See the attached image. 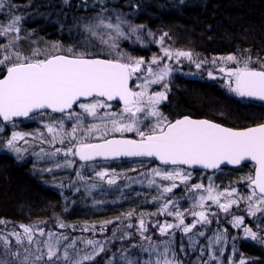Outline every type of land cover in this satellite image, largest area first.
I'll use <instances>...</instances> for the list:
<instances>
[{
    "label": "snow or ice",
    "instance_id": "snow-or-ice-1",
    "mask_svg": "<svg viewBox=\"0 0 264 264\" xmlns=\"http://www.w3.org/2000/svg\"><path fill=\"white\" fill-rule=\"evenodd\" d=\"M11 7L10 0H0V11ZM104 11L106 9L97 14L95 22L84 25L85 31L106 46L100 49L105 53L103 57L94 56L86 47L79 53L69 48L68 55L33 59L16 49V41L20 39L18 35L10 37L7 44L0 45V66L6 70L0 76V121L15 127V118L35 119L37 116H48V121L44 123V127L51 135V141L48 142L58 141L61 145L65 143L68 145L64 149L55 148L52 152L41 149L48 158H54L61 152L65 157L77 156L81 161L93 160L96 157L105 159L148 157L158 160L164 166H177L171 169L153 168L152 175L159 176L162 181H168L169 184L161 187L155 179H149L148 186L155 185L161 189V197L155 198H164L165 201L160 214L166 212L170 216H175L178 223L158 225L159 235L168 236L169 239L156 242L151 236L144 235L148 229L141 219L140 235L149 243L133 247H139L141 252L148 253V259L134 260L122 255L124 264H182L176 258L173 248L174 233H170L169 230L183 226V232L188 234L197 224L212 223L209 216H216L215 212L192 211L191 215L195 219L191 224H186L181 211L169 209V204L175 202L172 197H164L163 194L172 193L179 184L185 185L186 191L194 194L192 197L194 207L204 209L205 202L211 201L220 211L232 217L233 227L244 225L246 238L264 244V235H259L245 225L244 216L229 212L234 205L239 207L240 201H244L247 203L246 211L249 216L256 217L257 213H260L261 217H264V123L234 129L206 119H191L188 116L174 121L169 120L159 109L161 102L167 99L166 92L149 93V85L164 82L173 70L166 63L160 66L162 57L153 56L146 62L142 57L124 51L121 48V41L143 44L140 30L144 26L133 25L119 14L113 23L110 17L103 15ZM21 19V16L14 15L9 17L10 22L0 24V36L8 37L10 33H19ZM122 25L126 26L127 30ZM100 29L105 31L101 32ZM148 35L153 34L149 32ZM162 51L164 57L172 58L173 53L169 49L164 48ZM37 55H40L39 49L33 51V57ZM175 56L192 58L190 52L183 51L176 52ZM221 59L233 61L238 65L235 69L224 67L218 69L229 78L230 92L241 98L264 101V61L260 63L259 68H255L250 66L253 63L251 56L237 58L230 55ZM153 65L157 68H153ZM196 67L199 68L200 64L197 63ZM134 75L135 79L140 81L135 84V89L139 90L130 87ZM209 76L212 79L216 78L211 72ZM163 87L167 89L168 84L163 83ZM113 101L122 105L118 111L114 110ZM74 106L80 111H76ZM50 113H59L60 116H51ZM87 117H91L92 122H88ZM66 121H71L70 130H66ZM146 121L149 123H145ZM108 125H111V129ZM109 131L121 134L135 132L139 139H107L105 137ZM3 132L5 128L0 126V133ZM29 135L33 134L12 131L10 137L6 138L4 147L15 153L18 159H22V149L17 143L20 140L27 143L25 137ZM40 135L43 136V133ZM64 136L68 137L67 142ZM89 137L102 139L103 142L89 143L87 142ZM43 142L42 140L41 143ZM36 155L39 156V153ZM246 161L255 165L254 175L247 177L248 194L239 193L234 187L221 191L211 182L207 187L202 183L190 184L192 172L178 167L199 166L204 169H219L224 164L239 166ZM72 164L71 160L64 161L65 166L71 167ZM60 166L57 162L56 167ZM95 175L103 181L107 173L96 171ZM77 176L81 180L85 179L80 172H77ZM106 182L109 185L116 184L115 178H108ZM97 187L96 183L88 185L89 191ZM221 197L225 199L222 201ZM132 215L133 212L127 213L128 217ZM59 227L68 226L60 222ZM127 227L131 228L132 225L128 224ZM21 228L23 236L15 232L10 233L15 235L18 247L14 248L6 237L0 236V241L3 242L0 264H85L86 261H92L106 251L105 246L97 240L84 241L81 238L79 242L91 248V251H84L77 247L76 239L70 240L67 235L45 233L40 229L39 235L47 236V239L39 240L34 239V226L21 225ZM91 230H94V226ZM198 235L204 236L205 233L199 231ZM113 236H116L115 232ZM189 239L192 241L191 237ZM226 240L225 234L218 232L209 239V245H218ZM63 241L68 243L63 246L61 254ZM32 246H35L34 250ZM153 255L155 259L152 258ZM240 264H245V261L241 260Z\"/></svg>",
    "mask_w": 264,
    "mask_h": 264
},
{
    "label": "rangeland",
    "instance_id": "rangeland-1",
    "mask_svg": "<svg viewBox=\"0 0 264 264\" xmlns=\"http://www.w3.org/2000/svg\"><path fill=\"white\" fill-rule=\"evenodd\" d=\"M19 15L20 13L15 8H5L0 11V24H6L9 21L10 16ZM118 13L111 14L110 17L112 22H116V16ZM121 15L124 19L130 21L133 25H139L133 19L126 15ZM95 22V21H93ZM92 22V23H93ZM21 31L19 33H10L8 37L0 36V45L7 44L10 37L19 36L20 39L16 41V49L23 53L25 56L32 57L33 59H44L46 57L56 55V54H65L69 48L62 47L57 43H52L46 41L42 38H38L25 32L21 25ZM125 30H127L126 26ZM99 31L104 32V29ZM152 33V36H149L148 33ZM142 36L143 44L141 43H132L131 41H121V48L129 53L130 55L136 57H142L137 55L135 50L140 49L144 50L146 58L142 57L146 62H149L153 56L162 57L163 64H167L173 71L168 77L165 78V81L159 84L149 85V93L153 91H165L169 88H174L175 80L178 78L184 80H199L208 83H213L217 85V90L224 95L225 99H239L237 95L230 92L229 90V78L225 73L219 72L220 67L226 69H235L238 65L233 61H227L221 58L224 57H212L205 59L203 57H197L192 55V58L187 57H177L175 56L176 52L183 51L179 50L172 45H170L164 38L163 35L151 32L147 28L140 30ZM96 38V37H95ZM162 38V42H161ZM135 39V37H133ZM96 40L99 41L98 38ZM99 43V42H98ZM103 47L105 45L99 43ZM167 48L172 53L173 56L171 59L164 57L162 49ZM39 49L40 55L33 57V51ZM185 52V51H183ZM227 57V56H225ZM197 63L200 64V67L197 68ZM3 66H0V70ZM153 68H157L156 65H153ZM209 72L215 76V79H212L209 76ZM135 79V75L131 80V87L135 89V84L139 83ZM168 84V88L164 89L163 83ZM177 89V88H176ZM122 106L113 104L114 110H119ZM76 111H80L78 108H75ZM104 111V110H101ZM51 116L59 117L60 115H54L50 113ZM48 116H37L35 119H25L19 122H15V127L12 124H2L5 128L4 133H0V154H5L10 156L15 164H27L29 175L39 182H43L46 186L53 188L65 201L67 208L76 205L82 209H88V211H101L104 208H107L108 204L112 202H118L125 199L127 196H133L137 199H140L137 208L138 212L133 213V219L127 215H122L116 219H110L103 221L99 220L95 222L94 220H89L87 223L79 224H65L68 227L60 228L59 222L54 223L55 229L51 230L49 227H45L44 224H28L24 226H34L33 236L34 239L44 240L47 239V236L41 237L39 235V230L43 229L45 233L52 232L57 235L63 234L67 235L70 240L76 239L78 241L77 247L84 249V251H91L90 247H86L85 243H80L82 238L84 241L88 239L100 241L104 246L106 251L100 253L92 261H86L85 264H124V261L121 259L122 255H126L131 259L145 260L148 259V253L141 252L139 247H133V245H147L149 242L142 239L139 230V221L143 219L145 227L148 231L144 234L146 236H151L153 241L160 242L166 239H169L168 236H160L158 225L170 223L177 224L178 220L175 216H170L166 212L160 214L161 206L163 205L164 198L155 199L161 197V189L157 188L155 185L149 187L148 180L155 179L158 185L164 186L169 184L168 181H162L159 176H153L151 170L156 167L153 163L149 161H128L124 164L119 162H105V163H92V164H81L79 163L74 156L65 157L63 153H58L54 158H48L44 155V152H41V149H44L45 152H52L55 148L64 149L68 145L65 143L61 145L58 141L49 143L51 141V135L47 132L44 127V123L48 121ZM88 122H92L91 117L86 118ZM99 123V121H95ZM145 123H149L146 121ZM71 121H66V130H70ZM111 129V125H108ZM147 130V129H146ZM12 131H20L24 133H31L33 135L26 136L24 140H20L17 143V146L22 149V159H18L17 155L4 147L6 138L10 137ZM43 133V136L40 135ZM61 135H64L61 133ZM111 136H133L139 138L135 132H125V133H113L109 131L108 137ZM66 142L68 140L67 136H64ZM44 141L41 143V141ZM102 139H94L89 137L87 142H94ZM39 153V156L36 155ZM43 157V158H41ZM73 161L71 167L65 166V160ZM60 163V167H56V163ZM48 169H51L50 171ZM132 169H135L133 171ZM171 169V168H168ZM96 171H105L107 173L105 180L101 181L99 177L95 175ZM77 172H80L84 180H81L77 176ZM251 175L250 172L242 171V168H238L235 171L222 172L218 171L214 174L205 175L203 173H193L192 179L189 183H202L205 187L211 182L213 183L218 190H224L226 188H236L239 193L248 194V181L247 177ZM108 178H115L116 184L109 185L107 184ZM96 183L97 188L89 191L88 185ZM179 184V181H177ZM77 188L79 191H77ZM193 193L186 191L185 185L179 184V187L173 189L172 193L163 194L164 197H172L174 204H169L170 210H179L183 213L185 223L191 224L194 221V217L191 215L192 211H209L217 213L216 216H209V219L212 221L211 224H197L192 232L185 234L183 232V226L180 228H172L169 230L170 233H174V244L173 248L175 250L176 258L182 262L186 257L195 255L198 259H203V262L208 264H240L241 260L245 261V264H251L250 260L244 258L238 250L240 243H250L256 247H260L264 251V244H261L257 241H253L250 238H246L243 231L244 225L240 227L232 226V217L229 214H226L211 201L205 202V208L201 209L200 207H194L193 204ZM225 198L221 197L223 201ZM239 199V197H237ZM111 202V203H110ZM109 207V206H108ZM247 203L240 201L239 207L233 206L229 209L230 213H235L236 215L244 216V224L252 228L253 231L257 232L259 235H264V217H261L260 213H257L256 217L249 216L247 214ZM136 210V209H135ZM92 212V213H97ZM132 217V216H131ZM161 219V220H160ZM107 221H112V223H105ZM0 223V236L6 237L11 245L15 248L16 245L15 235H10V233H19L21 236L24 235L23 228L19 224H10L9 222ZM131 224L132 227L128 228L127 225ZM260 227H257V225ZM94 226V230H91ZM103 227V230H102ZM88 228V231L83 229ZM203 231L204 236H199L198 232ZM113 232L116 233V236H113ZM224 233L227 237L226 242H222L218 245H209V239L213 237L216 233ZM192 238L193 243L189 238ZM233 237L235 239H233ZM68 241H63L61 244V254L62 249ZM26 244V241H25ZM181 246H183V251H181ZM33 250L35 246H32ZM203 250V251H201ZM0 251H3V242L0 241ZM72 251L71 249L69 250ZM262 254V253H260ZM264 254V253H263ZM215 259H212V257ZM155 259V256L152 257Z\"/></svg>",
    "mask_w": 264,
    "mask_h": 264
},
{
    "label": "trees",
    "instance_id": "trees-1",
    "mask_svg": "<svg viewBox=\"0 0 264 264\" xmlns=\"http://www.w3.org/2000/svg\"><path fill=\"white\" fill-rule=\"evenodd\" d=\"M10 2L20 13V25L25 32L71 48L76 53L87 47L94 56L105 55L100 51L105 47L84 30V25L95 21L97 14L106 9L104 16L115 13L126 15L151 32L163 35L173 47L200 58L251 56L253 63L250 66L255 68H259L264 61V0ZM135 51L146 58L144 50ZM4 71V68L0 70V76ZM216 88L213 83L178 78L174 88H169L166 95L172 98L171 110L179 115L212 120L232 128H244L264 121V105L225 99ZM61 201L65 200L53 188L29 175L27 164H15L10 156L0 154V221L19 225L44 224L54 230L56 222L79 224L91 219L106 221L116 219L120 214L135 213L141 202L136 197L127 196L97 212L76 205L67 208ZM129 218L132 220L134 217ZM238 250L251 264H264V251L260 247L240 243ZM182 264L204 262L191 255L182 260Z\"/></svg>",
    "mask_w": 264,
    "mask_h": 264
},
{
    "label": "water",
    "instance_id": "water-1",
    "mask_svg": "<svg viewBox=\"0 0 264 264\" xmlns=\"http://www.w3.org/2000/svg\"><path fill=\"white\" fill-rule=\"evenodd\" d=\"M239 98L242 99V100H245V101L255 102V103L264 105V101H260V100L254 99V98H241V97H239ZM112 103H117V102L113 101ZM118 105H120V104H118ZM120 106H122V105H120ZM52 114L60 115L59 113H52ZM182 118L183 117L178 118V119H182ZM23 119H25V118H15V122L16 121H21ZM196 120H205V119H196ZM0 122L3 123L2 121H0ZM107 139H130V138H127V137H109ZM101 142H103V140L95 141V142H90V143H101ZM74 157L81 164L96 163V162H106V161H115V160L149 159V160H152L155 163V165H157L158 167H177V166H171V165H169V166L161 165L158 160H155L153 158H148V157H131V158H129V157H118V158H115V159H113V158L105 159L103 157H96L93 160H89V161H81L79 159V157H77V156H74ZM246 163H251V164L254 165V163L253 162H250V161L243 162L242 164H246ZM178 167H182V168H184L185 170H188V171H204L206 173H213L216 170H218V169H204V168H201L199 166H195L193 168H188L187 166H178ZM233 167H238V166L224 164V165H221L219 169H222V168H233ZM254 169H255V165H254ZM253 175H254V170H253Z\"/></svg>",
    "mask_w": 264,
    "mask_h": 264
},
{
    "label": "flooded vegetation",
    "instance_id": "flooded-vegetation-1",
    "mask_svg": "<svg viewBox=\"0 0 264 264\" xmlns=\"http://www.w3.org/2000/svg\"><path fill=\"white\" fill-rule=\"evenodd\" d=\"M171 99H172L171 97H168L167 96V99L165 101L161 102V104L159 105V109L163 112V114L165 116L168 117L169 120L174 121V120H176L178 118H181V117H184V116H188L191 119H201V118H194V117H191L190 115H186V114L179 115L177 113H174L171 110V107H172L171 106ZM113 104L118 105L116 103H113ZM209 121H212V120H209ZM212 122L218 123V122H215V121H212ZM262 123H264V121L263 122L261 121V122L255 124V125L248 126V127L257 126V125L262 124ZM218 124H220V125H222L224 127H229V126H226V125L221 124V123H218ZM248 127H244V128H248ZM229 128H232V127H229ZM244 128H234V129H244ZM120 137H127V138H130V139H139V138H136V137H133V136H120ZM136 160L137 161H140V159H136ZM128 161H135V160H118V161H111V162L112 163H116V162H128ZM144 161H146V160H144ZM147 161H149V160H147ZM150 162L153 163L152 161H150ZM238 168H242V171L250 172L251 175H253L254 166L252 164H243V165H241L239 167H235V168H224V169L217 170L214 173H216L218 171H222V172H225V171L226 172L235 171ZM199 173H203L205 175H208L207 173H204V172H199ZM214 173H212V174H214Z\"/></svg>",
    "mask_w": 264,
    "mask_h": 264
},
{
    "label": "bare ground",
    "instance_id": "bare-ground-1",
    "mask_svg": "<svg viewBox=\"0 0 264 264\" xmlns=\"http://www.w3.org/2000/svg\"><path fill=\"white\" fill-rule=\"evenodd\" d=\"M214 57H216V56H214ZM208 85V84H207ZM181 91V90H180ZM4 133V132H3Z\"/></svg>",
    "mask_w": 264,
    "mask_h": 264
}]
</instances>
